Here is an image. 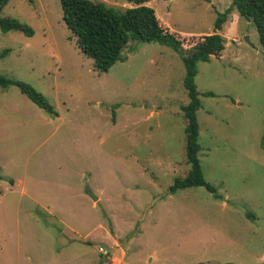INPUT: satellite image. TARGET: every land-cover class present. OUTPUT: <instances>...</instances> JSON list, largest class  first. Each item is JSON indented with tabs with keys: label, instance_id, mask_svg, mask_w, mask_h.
Masks as SVG:
<instances>
[{
	"label": "rangeland",
	"instance_id": "rangeland-1",
	"mask_svg": "<svg viewBox=\"0 0 264 264\" xmlns=\"http://www.w3.org/2000/svg\"><path fill=\"white\" fill-rule=\"evenodd\" d=\"M150 5L178 34L225 38L222 56L199 61L195 77L200 159L218 195L205 186L169 192L190 170L179 52L132 39L127 56L100 73L60 0H10L0 17L33 34L0 29V75L33 85L56 114L18 86H0V264H264L258 29L234 7L216 30L232 0Z\"/></svg>",
	"mask_w": 264,
	"mask_h": 264
},
{
	"label": "trees",
	"instance_id": "trees-1",
	"mask_svg": "<svg viewBox=\"0 0 264 264\" xmlns=\"http://www.w3.org/2000/svg\"><path fill=\"white\" fill-rule=\"evenodd\" d=\"M10 0H0V13ZM132 6L124 10L109 6L104 2L94 0H60L65 24L77 35L78 44L83 53L93 60L95 69L107 72L118 61L123 60V53L127 50L132 39L158 42L173 47L182 55L186 67L184 85L187 89L189 102L182 106L186 125V158L190 164L188 174L183 178H176L169 187V192L191 186H205L209 191L217 194L216 187L210 183L203 172L199 142L200 126L197 110L201 107L199 92L196 88L195 77L198 73V62L208 61L212 57H221L225 49V38L219 32L206 35H182L171 27H164L156 10L148 4L152 0H129ZM237 8L241 16L253 20L264 51V0H232V5L224 13H219L215 23L216 30H221L227 20V14L232 8ZM2 31H23L33 34V29L18 19L0 17ZM197 37L198 42L189 44ZM190 48V49H187ZM188 52H187V51ZM16 85L22 93L46 111L56 114L54 106L30 83L15 80L0 75V86ZM213 95L209 91L206 93ZM264 148V136L262 137ZM0 179L2 171L0 166Z\"/></svg>",
	"mask_w": 264,
	"mask_h": 264
},
{
	"label": "water",
	"instance_id": "water-1",
	"mask_svg": "<svg viewBox=\"0 0 264 264\" xmlns=\"http://www.w3.org/2000/svg\"><path fill=\"white\" fill-rule=\"evenodd\" d=\"M246 38H247V40H249V36H246ZM124 54H125L124 56L122 55L123 58L126 57L128 53L125 52ZM95 199H98V197H96Z\"/></svg>",
	"mask_w": 264,
	"mask_h": 264
},
{
	"label": "crops",
	"instance_id": "crops-1",
	"mask_svg": "<svg viewBox=\"0 0 264 264\" xmlns=\"http://www.w3.org/2000/svg\"><path fill=\"white\" fill-rule=\"evenodd\" d=\"M152 1H153V0H152ZM152 1L148 2V4L150 5ZM230 7H231V6H230ZM220 33L223 34L221 31H220Z\"/></svg>",
	"mask_w": 264,
	"mask_h": 264
}]
</instances>
